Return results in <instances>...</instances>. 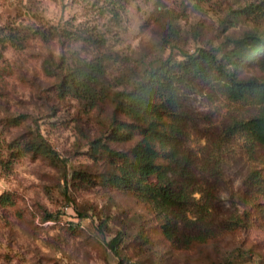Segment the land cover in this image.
Wrapping results in <instances>:
<instances>
[{
	"label": "rangeland",
	"instance_id": "1",
	"mask_svg": "<svg viewBox=\"0 0 264 264\" xmlns=\"http://www.w3.org/2000/svg\"><path fill=\"white\" fill-rule=\"evenodd\" d=\"M261 1L264 7V0H122L114 16L102 0H0V36L7 39L0 62V195L11 202L0 204V264H264V211L248 205L255 192L245 182L259 162L249 159L243 136L227 133L233 121L254 116L256 106L226 99L213 82L186 94L180 153L201 190L194 204L204 213H188L178 236L208 233L202 242L167 241L158 217L131 193L103 186L108 162L90 151L95 140L118 151L137 140H104L109 94L130 88L157 56L180 59L203 47L218 48L222 57L244 32L264 33V17H236ZM94 58L103 76L93 106L58 91L66 71ZM237 76L263 78L264 70L242 67ZM38 133L58 159L17 152ZM261 156L257 150V161ZM256 203L264 210L263 197ZM245 209L248 227H233Z\"/></svg>",
	"mask_w": 264,
	"mask_h": 264
},
{
	"label": "trees",
	"instance_id": "2",
	"mask_svg": "<svg viewBox=\"0 0 264 264\" xmlns=\"http://www.w3.org/2000/svg\"><path fill=\"white\" fill-rule=\"evenodd\" d=\"M111 6V13L118 16L122 0H102ZM247 4L238 9L236 17H264L261 3ZM7 39L0 36V62ZM218 48H197L192 53H182L180 59L169 55L155 57L144 70V75L130 88L109 94L113 103L110 131L105 141L128 142L137 140L127 151L112 150L99 140L91 142V155L103 157L108 169L102 178L103 186L115 191H127L159 219L163 237L172 243L189 245L203 241L208 235L193 237L178 236V229L188 213L200 217L203 206L194 204L193 194L201 192L193 173L189 170L187 157L180 153L186 136L187 114L184 102L186 94L201 83H212L226 99L254 105L257 113L247 119L233 121L227 129L230 136H243L248 143L249 159L259 162L247 174L245 182L255 194L247 202L262 212L259 197L264 198V77L241 79L237 76L242 67H257L264 70V33L244 32L235 40L233 48L222 57ZM2 70L0 68V74ZM103 76V64L97 58L75 65L59 79L58 91L84 99L93 106L98 97L95 88ZM105 96V94H102ZM17 152H38L58 159L46 140L38 133ZM262 153L257 161L256 151ZM11 152L13 154L17 152ZM17 154L15 155V157ZM20 156V154H19ZM13 158L6 160L9 167ZM78 178L89 179L83 173ZM255 202V203H254ZM254 203V204H253ZM0 204H11L7 194L0 195ZM247 205V206H248ZM197 209L196 212L193 209ZM249 211L233 223L244 226ZM263 215V213H262ZM194 224V223H193ZM232 229V225L230 224ZM119 238H114L109 247L115 251ZM229 264V263H228Z\"/></svg>",
	"mask_w": 264,
	"mask_h": 264
}]
</instances>
